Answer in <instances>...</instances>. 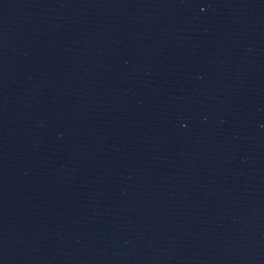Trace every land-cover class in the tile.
I'll return each mask as SVG.
<instances>
[{"label":"water","instance_id":"1","mask_svg":"<svg viewBox=\"0 0 264 264\" xmlns=\"http://www.w3.org/2000/svg\"><path fill=\"white\" fill-rule=\"evenodd\" d=\"M264 253V0H0V264Z\"/></svg>","mask_w":264,"mask_h":264}]
</instances>
